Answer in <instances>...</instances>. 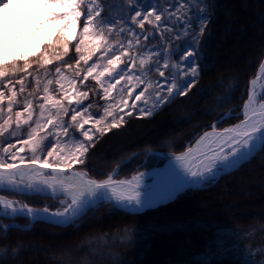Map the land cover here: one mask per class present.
<instances>
[{"label":"snow or ice","instance_id":"obj_1","mask_svg":"<svg viewBox=\"0 0 264 264\" xmlns=\"http://www.w3.org/2000/svg\"><path fill=\"white\" fill-rule=\"evenodd\" d=\"M40 2L56 7L49 13L50 20L62 21L63 27L48 48L34 55L35 68L27 54L4 59L10 41L14 46L19 36L0 33V191L14 192L23 187L39 194L48 189L66 198L52 211L50 206L33 207L0 195V239L19 227V218L28 221L24 229L38 223L67 227L105 203L124 211L147 206L142 188L144 173L118 180L114 179L118 171L113 170L105 174V179L97 180L78 168L86 167L98 133L119 129L126 124L125 116L135 110L140 117H148L170 99L187 95L200 74L197 46L211 7L206 0H122L119 8L127 9L125 16L113 14L116 6L107 0ZM12 4L13 0H0V9ZM194 16L198 32L193 29ZM189 35L191 39L173 48V41ZM157 40L163 43H149ZM70 45L74 55H69ZM174 55L179 59L173 61ZM65 57L74 64L67 63ZM153 72L158 74L156 79L150 75ZM89 78L108 102L102 114L94 115L90 111L93 105L84 103L92 90L81 89L87 87ZM262 82L264 58L249 80L247 98L240 106L243 119L222 129L211 125V131H205L194 144L176 154V161L193 178L181 179L177 195L189 183L211 182L218 171L236 167L254 152L264 151ZM5 219L11 222L4 224ZM7 253L6 247L0 248V264H7L3 259ZM12 254L18 255L19 249H12Z\"/></svg>","mask_w":264,"mask_h":264},{"label":"rangeland","instance_id":"obj_2","mask_svg":"<svg viewBox=\"0 0 264 264\" xmlns=\"http://www.w3.org/2000/svg\"><path fill=\"white\" fill-rule=\"evenodd\" d=\"M207 3L211 5L210 18L203 33L206 56L201 62L205 68L189 98L181 99L177 106L169 105L145 121L138 118L140 121L133 125L128 123L99 133L85 163L102 158L113 160L137 142L175 141L205 115L213 113L237 81L252 69L264 47V0H208ZM55 10L54 5L46 7L40 0H13L11 6L0 9V33L19 36L14 46L10 41L4 59L34 55L49 42L63 27L62 21L50 20L49 13ZM227 36L230 37L226 39ZM259 88L258 84V91ZM262 153L214 190L179 200L139 221L141 224L122 226L106 219L89 222L71 232L41 227L33 233H11L8 237L13 241L5 245L8 253L3 259L7 264H208L207 256L213 260L218 250L217 257L226 248L210 245L231 240L218 232L225 224L239 228L236 231L239 238L246 235L258 238L257 232H264ZM53 196L59 202L66 198L61 193ZM12 249H19V254L13 255ZM232 249L236 250L235 254L238 252L237 248ZM235 254L230 252L215 260L220 264L226 260L233 263Z\"/></svg>","mask_w":264,"mask_h":264},{"label":"trees","instance_id":"obj_3","mask_svg":"<svg viewBox=\"0 0 264 264\" xmlns=\"http://www.w3.org/2000/svg\"><path fill=\"white\" fill-rule=\"evenodd\" d=\"M207 1L208 0H206V2ZM107 2L116 6L111 10L113 14L120 12L121 14L125 16L128 15V11L126 8L123 9L122 11L119 8V5L122 3V0H107ZM145 2H148V0H145ZM82 24H83V20L80 21L79 26H82ZM145 27L149 28L150 26L146 24ZM193 29L194 31H197V32L199 31V24H198V21H196V18L194 20ZM59 30L55 32L53 38L50 41L52 42L55 41L56 34L59 32ZM185 39H191V35H189L188 37L181 38L180 40L173 41L172 42L173 48L183 45ZM204 39H205V34L200 36L199 43L197 46V53H198L197 60L200 65V74L202 70L204 71V68H205V66L201 63L205 59V56H206V50L204 48L205 46H203L205 44ZM156 42L157 41H150L149 43L155 44ZM48 47H49V42L44 43L42 48L34 55H39L40 52L44 51ZM70 48L72 49V51L69 53V55H74L75 52H74L73 45H70ZM34 55L28 56V58L33 63L34 68H35V61L33 59ZM263 57H264V47L260 50L259 54L257 55L254 61V65L252 66V69L249 72L245 73L242 76L241 80L237 81L236 85L229 92V96L226 97L223 100V102H221V105L217 107L213 113H208L207 115L204 116V118L201 121L197 122L195 125H193L189 129L184 131L183 134L179 136L178 138L179 140L176 139L177 141L175 140L169 143H164L160 141H157V142L151 141L152 143L147 142V141L137 142L136 145L128 147V149L122 155H120L119 157H116L113 160L112 159L106 160L107 158L103 160L102 158L100 161L85 163L86 168L90 172V175L97 177V178L106 176L105 174L106 173L108 174L113 169V167L116 166L120 162L122 158H124L126 155L133 152L134 150L140 149V148H141V151L139 155L132 156L129 159H126L125 161H122L120 164H118L119 166L117 168L118 176H121V175L126 176L139 169L150 167L155 164H160L164 160V157L162 156H147L146 159H144V152L147 148H157L163 151L171 150L174 152L181 151L185 149V147L188 145L189 142L190 143L193 142L194 139L198 136V134L203 132L205 129L210 128L212 123L216 119L219 118L218 121H221L220 123L216 122L218 126L230 124L240 119L241 118V115H239L240 113L239 111L241 109L240 106L242 105L243 101L246 98L245 93L249 85V80L256 74L259 63L261 62V59ZM93 59H95V57ZM172 59L178 60L179 57L174 55ZM65 60L67 61V63L74 64V61L68 60L67 57H65ZM49 69L51 71H54L53 66H49ZM69 75H71V73H69ZM150 75L152 76L153 79H156L158 76V74H156L155 72L151 73ZM121 83L123 84V82ZM32 87L33 85L30 84L28 90L31 91ZM56 87L57 86L54 84L53 90H55ZM119 87L120 85L117 86V88ZM97 88H98V85L96 84V82L92 80L91 78H89V81L87 82V87L81 89L85 91L90 90V89L92 90L90 91L88 100H86L84 103L85 104L91 103L93 105L90 111L94 115H96L97 113L102 114L103 108L106 106V103H108L107 101L101 98L102 93L98 94L96 92ZM193 90L194 89L192 86L188 90V93L186 96H176L174 99H170V101L166 105L160 108L154 109L153 114L151 116L157 115L160 112L162 113L163 111H165L167 107H169V105L173 103L175 106H177L179 104L178 101H181V99H184V98L185 99L189 98ZM113 96L116 97L117 99L119 98L116 92H113ZM134 96L135 94H133V98L129 99L130 105L133 103ZM225 100H227L228 102L225 103ZM112 102L114 103L115 101H112ZM137 104L139 105L140 102H137ZM140 106H143V105H140ZM129 110L130 109H127V108L125 109V111H129ZM223 114H227V115H223ZM138 115H139L138 110H135L132 112L131 116H125V120L127 121L126 124L132 123L133 125L137 123L138 121H140V119L138 118H144L143 119L144 121L147 118V117H140V116L138 117ZM221 115L223 116L220 117ZM151 116H148V117H151ZM108 119L111 120V117H109ZM262 152L263 151L255 152L245 161L240 163L237 167L220 173L215 179L211 180V182H204L202 185H199V186L188 187L183 192L179 193L175 198L167 202L161 203L159 205L148 207L142 211H124V210L114 209L111 203H105V204H102L98 209L88 211L86 215H84L82 218L77 220L74 224H71L67 227L54 226L50 223H38L35 225L34 228L24 229L23 225H25L28 221L26 219L19 218L17 220V224L19 227L17 229H13L12 231H10L7 234V237L5 239H0V248H4L5 245L10 244L11 240L13 241V238L8 237L11 233L23 235L26 233H33V232L39 231L41 227L49 228L52 230H62V231L71 232L75 230H80L89 222L103 221L106 219L115 220L118 222V225H122V226L141 224L139 221L144 220L145 218H147V216L151 214L158 213L161 210L166 209L167 207L176 204L177 202H179V200H182L192 195L210 192L214 190L222 181H225L228 177L233 176L234 174L239 172L244 167L253 163L257 159V157L263 154ZM9 193L16 194L15 192H9ZM17 195L22 197L23 199H25L31 204L42 205V204H45L46 202H49L51 205L57 204L56 202H54L56 201L55 198H52L48 195H42V194H36V193L34 194L18 193ZM10 222L11 221L8 219L3 220L4 224H9ZM236 231H239V228H236L229 224L226 226L225 224L223 228L219 229L218 232H221L222 234L229 236L227 237V239H231V240L226 242L225 244H221L219 241H217L216 242L217 244L214 242L210 245L211 248L214 246L218 247L219 244H220L219 245L220 247L221 246L226 247L225 250L220 252L221 255L219 257L225 256L226 254H229L230 252L231 254L232 253L235 254L236 250L232 248H237L238 252L233 257V263H231L232 261L226 260V261H222L221 264H238V263L239 264H264V238H262L264 235V232L262 233L257 232L256 235L259 234L258 238L256 237L251 238L248 235L239 238L240 235L238 236L239 233H237ZM231 242L233 244H231ZM217 252L215 253L216 256L213 258V260L209 259L210 255L207 256L208 258L206 261L210 260L209 262H207L208 264H213V262L216 261L215 258H219L217 257ZM215 263L220 264L219 261H216Z\"/></svg>","mask_w":264,"mask_h":264},{"label":"bare ground","instance_id":"obj_4","mask_svg":"<svg viewBox=\"0 0 264 264\" xmlns=\"http://www.w3.org/2000/svg\"><path fill=\"white\" fill-rule=\"evenodd\" d=\"M229 37L230 36H227L226 39H228ZM211 130H212L211 127L208 129H205L202 132V134L205 131H211ZM175 156L176 155L170 154L167 157V160L165 161V163L161 166L138 171V172L144 173L143 181H142V188L143 190H145L146 205L151 204L156 200L162 199L168 196L169 193L180 188L181 179H187L188 181H192L193 178L188 176V174L181 167L180 163L176 161ZM228 169L231 170L233 169V167L224 168L221 171L217 172L216 175H219L223 170H228ZM133 175H130L129 177L120 178V179H131ZM201 182L202 181L191 183V184H199ZM19 189H24V188L21 187Z\"/></svg>","mask_w":264,"mask_h":264},{"label":"water","instance_id":"obj_5","mask_svg":"<svg viewBox=\"0 0 264 264\" xmlns=\"http://www.w3.org/2000/svg\"><path fill=\"white\" fill-rule=\"evenodd\" d=\"M229 126H231V125H227V126H225L224 128H226V127H229ZM222 129V128H221ZM188 185H186L185 186V188L187 187ZM184 188V189H185ZM179 189V188H178ZM178 189H176L175 191H173V192H171L170 193V195L168 196V197H166V198H164V199H160V200H158V201H156V202H154V203H152V204H150V205H156V204H159V203H162V202H164V201H167V200H169V199H172L173 197H175L176 195H177V190ZM182 191V190H181ZM181 191H179V192H181ZM45 193H46V191H45ZM147 206H149V205H147ZM146 206V207H147ZM142 209V208H141ZM138 210H140V209H138Z\"/></svg>","mask_w":264,"mask_h":264}]
</instances>
